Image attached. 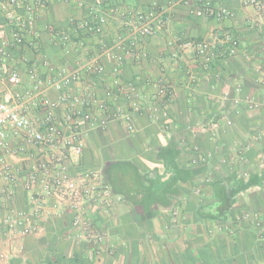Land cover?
<instances>
[{
  "label": "crops",
  "instance_id": "crops-1",
  "mask_svg": "<svg viewBox=\"0 0 264 264\" xmlns=\"http://www.w3.org/2000/svg\"><path fill=\"white\" fill-rule=\"evenodd\" d=\"M89 1L98 4L105 0ZM126 1L145 9L168 0ZM203 1L230 9L234 18L217 22L179 7L168 31L145 40L146 61L140 65L129 61L124 66L123 79L139 77L140 89L147 96L153 87L145 84L146 78L157 77L163 70L172 81L174 99L159 111L158 120L151 121L146 110L136 116L132 133L112 124L92 132L87 139L81 164L100 169L114 191L126 200L110 216L89 211L96 228L107 235L101 252L77 239L73 214L65 211L44 222L38 234L24 238L22 254L8 264H264V238H260L261 230L254 221L256 214L264 217L260 191L264 188V85L256 72L264 55V33L255 23V12L243 7L242 0H190L192 4ZM85 12L79 0H51L39 28L44 30L47 24L65 27L71 16ZM228 29L240 39L237 56L217 61L208 70L197 65L192 53L182 68L174 65L171 53L177 36L210 40ZM0 30L1 35L7 30L1 11ZM116 33L117 26L110 24L107 39ZM41 44L58 66L74 67L80 55L74 48L65 51L53 44L45 31ZM21 55L35 58L30 49ZM111 64L107 59V66ZM191 78L194 84L189 87ZM3 88L0 84V91ZM225 94L230 99L224 103L221 97ZM50 96L54 98L56 93ZM235 98L242 103L234 105ZM246 99L261 106L250 110ZM223 109H228L233 125L214 137L201 133L200 126L216 119ZM167 123L174 127L170 138L162 132ZM258 132L263 133L261 140L252 143ZM182 139L189 148L182 145ZM250 143L246 162L232 166V149ZM194 146L199 147V155L193 152ZM205 155H211L207 162L191 164ZM17 202L22 209L29 208L23 190ZM173 211L178 213L175 223ZM12 248L16 251L19 244Z\"/></svg>",
  "mask_w": 264,
  "mask_h": 264
},
{
  "label": "built area",
  "instance_id": "built-area-1",
  "mask_svg": "<svg viewBox=\"0 0 264 264\" xmlns=\"http://www.w3.org/2000/svg\"><path fill=\"white\" fill-rule=\"evenodd\" d=\"M50 1L0 0L7 28L3 35L0 30V84L4 87L0 91V264H8L14 256L22 254L23 239L38 234L44 222L65 211L73 214L77 239L101 252L107 235L96 228L89 211L110 216L126 200L114 191L100 169L81 164L87 139L92 132L112 124L132 133L136 130V116L146 110L151 121L156 122L159 111L175 96V87L163 70L157 77L145 79V84L153 87L147 96L140 89L139 77L131 81L123 79L124 66L129 61L138 65L146 61L145 40L168 31L179 7L217 22L235 16L230 9L216 7L211 1L192 4L190 0H168L139 9L126 0H105L98 4L79 0L85 14L71 16L65 27L47 24L41 30L39 22ZM242 5L255 12V23L264 33V0H242ZM110 24L117 26L111 40L106 37ZM42 31L63 50H77L80 55L74 67L58 66L51 61L41 44ZM174 44L171 59L175 66L182 68L192 53L197 65L205 70L217 61L237 56L241 46L230 29L210 40L191 39L182 34ZM25 49L33 51L35 58L21 55ZM107 59L111 67L107 66ZM256 72L262 76L264 85V55ZM187 75L191 76L189 71ZM193 84L191 78L187 85ZM52 92L56 97L50 96ZM229 99V94L221 97L224 103ZM232 101L234 105L242 103L239 98ZM245 104L250 110L261 106L251 99H246ZM232 125L228 109H223L216 119L201 125L200 131L214 137ZM173 128L172 123H167L162 132L170 138ZM262 136L258 132L252 143L259 142ZM181 143L189 148L185 139ZM252 143L234 147L229 163L234 166L246 162L245 152ZM192 150L200 154L199 147ZM210 156L193 159L191 164L205 163ZM20 190L27 194L26 210L17 202ZM260 191L264 196V188ZM196 194L201 196V190L197 189ZM177 217L178 213L173 211V223ZM263 220L259 214L254 216L262 235ZM262 235L260 238H264ZM15 243L19 244L16 251L12 248Z\"/></svg>",
  "mask_w": 264,
  "mask_h": 264
}]
</instances>
